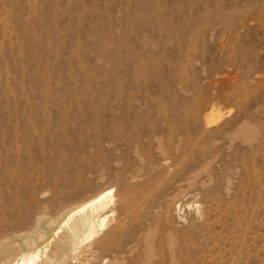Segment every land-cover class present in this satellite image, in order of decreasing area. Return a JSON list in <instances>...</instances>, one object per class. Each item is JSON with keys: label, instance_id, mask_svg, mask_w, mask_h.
Here are the masks:
<instances>
[{"label": "rangeland", "instance_id": "rangeland-1", "mask_svg": "<svg viewBox=\"0 0 264 264\" xmlns=\"http://www.w3.org/2000/svg\"><path fill=\"white\" fill-rule=\"evenodd\" d=\"M108 187L63 264H264V0H0V217Z\"/></svg>", "mask_w": 264, "mask_h": 264}, {"label": "bare ground", "instance_id": "bare-ground-1", "mask_svg": "<svg viewBox=\"0 0 264 264\" xmlns=\"http://www.w3.org/2000/svg\"><path fill=\"white\" fill-rule=\"evenodd\" d=\"M111 200L112 188L102 189L65 211L47 236L30 235L23 242V238L16 234L18 227L8 226L0 217V264H63L81 241L103 227L108 214L96 215V211L107 209Z\"/></svg>", "mask_w": 264, "mask_h": 264}]
</instances>
